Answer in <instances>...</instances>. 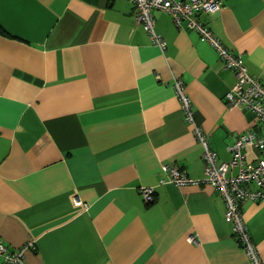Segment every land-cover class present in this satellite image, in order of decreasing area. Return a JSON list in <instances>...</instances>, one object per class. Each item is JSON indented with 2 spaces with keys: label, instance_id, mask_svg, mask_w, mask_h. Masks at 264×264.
<instances>
[{
  "label": "crops",
  "instance_id": "obj_1",
  "mask_svg": "<svg viewBox=\"0 0 264 264\" xmlns=\"http://www.w3.org/2000/svg\"><path fill=\"white\" fill-rule=\"evenodd\" d=\"M137 14L131 0H0V242L33 241L28 264H251L220 193L169 182L166 167L205 178L175 79L220 162L261 125L227 107L236 75L210 43L155 11L162 52ZM201 20L264 86V0ZM243 215L264 263V201Z\"/></svg>",
  "mask_w": 264,
  "mask_h": 264
},
{
  "label": "built area",
  "instance_id": "obj_2",
  "mask_svg": "<svg viewBox=\"0 0 264 264\" xmlns=\"http://www.w3.org/2000/svg\"><path fill=\"white\" fill-rule=\"evenodd\" d=\"M137 10L136 25L141 26L153 44L166 50V42L156 31L154 12L162 11L172 17L173 23L182 29L196 32L203 41L211 44L226 69L235 72L237 82L225 95L227 107L253 114L260 123V130H248L240 134L229 147L231 159L220 162L212 150L208 134L195 122L193 104L185 91V83L176 78L174 91L179 99L184 120L193 124V132L204 149L205 178L194 180L177 167H166L169 182L176 187L211 184L222 196L226 205V219L232 224V232L251 264H264L261 253L252 239L243 215V205L248 202L264 201V86L259 78L249 74L239 55L230 51L222 41L205 25L201 17L219 13L226 0H131ZM254 148L260 154L250 162L246 150ZM140 193L147 204L155 201L156 190L143 187ZM80 204V202H78ZM194 237L190 241H194ZM35 250L33 241L11 249L0 242V264H28L26 254Z\"/></svg>",
  "mask_w": 264,
  "mask_h": 264
}]
</instances>
